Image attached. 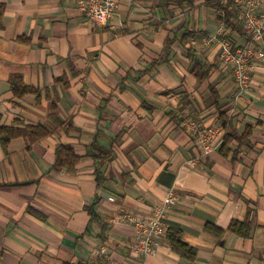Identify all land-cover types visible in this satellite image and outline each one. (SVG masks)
Wrapping results in <instances>:
<instances>
[{
	"label": "crops",
	"instance_id": "0c3cea01",
	"mask_svg": "<svg viewBox=\"0 0 264 264\" xmlns=\"http://www.w3.org/2000/svg\"><path fill=\"white\" fill-rule=\"evenodd\" d=\"M116 1L98 24L77 0H0V125L51 131L0 141V264H264V60L240 91L217 41L206 42L220 16L211 0ZM228 36L246 40L233 26ZM196 59L211 66L202 80ZM15 74L37 92L14 96ZM217 106L238 135L251 133L224 154L223 128L203 155L183 121L222 124ZM94 142L111 156L88 155ZM58 144L80 155L73 172L54 167ZM171 189L166 222L196 249L192 260L167 235L153 255L134 250L126 215L149 216ZM232 220L249 224L248 235L231 231Z\"/></svg>",
	"mask_w": 264,
	"mask_h": 264
},
{
	"label": "built area",
	"instance_id": "2783aa9c",
	"mask_svg": "<svg viewBox=\"0 0 264 264\" xmlns=\"http://www.w3.org/2000/svg\"><path fill=\"white\" fill-rule=\"evenodd\" d=\"M211 2L220 16L225 17L226 13L230 12L231 20L245 32V42L235 43L228 36L230 26L221 19L217 31L206 41L207 43L217 41L222 66L233 75L240 91H244L250 84L254 61L264 60V0H211ZM77 4L88 20L98 24H106L117 7L116 0H77ZM183 124L190 139L200 148L203 155L210 154L216 149L218 143L214 142L215 137L218 133H223L221 123L205 126L191 117H186ZM176 199V194L171 189L165 198L153 207L149 216L126 215L127 221L135 226V252L144 256L156 252L167 234L166 210L176 202Z\"/></svg>",
	"mask_w": 264,
	"mask_h": 264
},
{
	"label": "trees",
	"instance_id": "16d2710c",
	"mask_svg": "<svg viewBox=\"0 0 264 264\" xmlns=\"http://www.w3.org/2000/svg\"><path fill=\"white\" fill-rule=\"evenodd\" d=\"M214 6V4H213ZM231 13L227 12L225 17L219 16V20L224 19L227 26H233L234 28H237L242 34L245 35V32L243 29L235 23L233 20H231ZM211 70V66L204 64L203 62L198 61L197 59L194 61L193 69L195 76L198 78V80H202L206 78ZM61 79V78H60ZM10 89L14 96L21 97L24 94L28 92H37V90L24 83L22 76L19 74L13 75V77L10 80ZM210 90L212 94L215 96V104L217 105V92L215 90V86L210 85ZM218 109V117L222 122V126L225 129L224 134V142L220 148V151L224 154H227L229 151V145L234 140H237L239 142H242L245 140L249 134L251 133V128L247 127L246 130L241 134L238 135L235 130L230 125V120L225 112L221 111L219 106H217ZM52 121L57 126L64 125V122L60 120L55 113L51 114ZM64 128L66 130H69L72 128L71 122H66L64 125ZM51 133L50 129L47 128L43 124H25V125H0V141L1 145L5 148L10 140L14 137L23 136L27 137L30 142H36L40 140L41 138L49 135ZM87 154L92 156L94 159L101 161L111 156V151L104 150L102 147H100L95 142L92 143V145L88 148ZM80 160V155H78L74 149L70 146H66L64 144H58L56 147V160L54 163V167L56 168H66L68 171H74L75 166ZM97 172V171H96ZM96 178L98 181V185L101 186L103 183V178L101 177L99 171L96 173ZM228 228L242 236H247L249 233L250 225L238 220H232L229 223ZM105 230L106 225H102V232L100 234V238L102 240L105 239ZM205 230L211 234H214L216 236H221L223 233V230L215 225L207 224L205 226ZM180 230L174 227L167 228V239L171 245V247L182 257H185L187 259H194L196 256V249L184 241H182L180 237Z\"/></svg>",
	"mask_w": 264,
	"mask_h": 264
}]
</instances>
